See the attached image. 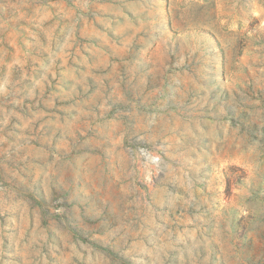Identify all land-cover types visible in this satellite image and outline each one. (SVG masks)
<instances>
[{"label": "rangeland", "instance_id": "374dc122", "mask_svg": "<svg viewBox=\"0 0 264 264\" xmlns=\"http://www.w3.org/2000/svg\"><path fill=\"white\" fill-rule=\"evenodd\" d=\"M0 264H264V0H0Z\"/></svg>", "mask_w": 264, "mask_h": 264}]
</instances>
